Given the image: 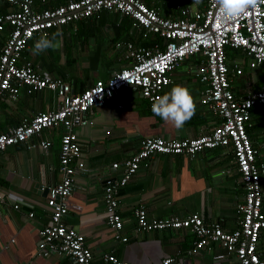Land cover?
I'll return each instance as SVG.
<instances>
[{"label": "crops", "instance_id": "obj_1", "mask_svg": "<svg viewBox=\"0 0 264 264\" xmlns=\"http://www.w3.org/2000/svg\"><path fill=\"white\" fill-rule=\"evenodd\" d=\"M33 1L34 9L41 12L70 0ZM143 1L165 17L157 0ZM195 8L197 3L192 9ZM14 10L0 0V15ZM125 21L127 18L118 13L101 12L86 21L52 29L49 38L55 34L61 47L35 54L34 45L39 39L35 38L23 52L21 63L29 61L40 75L62 78L71 84L74 92H80L96 80H108L114 71L130 64L125 57L128 43L146 47L143 43H148L151 35L143 37ZM5 39V35H0L1 48ZM250 62L241 51L240 55L227 57L230 85L237 98L264 90V64L251 67ZM183 63L187 64V69L181 74L184 79L180 83L175 74ZM183 63L171 72L172 83L162 94L177 84L190 89L196 110L182 129H175L155 115L140 92L133 90H122L102 108L90 110L87 118L91 123L74 128L81 145L83 168L74 175L69 209L63 220L84 236L91 247L94 264H105L101 259L103 254H113L126 264H160L168 257L175 258L172 264H235L233 258L217 245L188 255L195 237L187 230L136 233L134 215L138 208H144L148 218L153 219L184 218L197 213L205 222H218L225 231H233L239 221L237 208L244 202L245 192L229 148L204 150L193 158L157 155L143 162L136 174L119 189L117 196L118 213L123 221L122 235L128 237V241L114 240L107 224L106 180L122 176L121 168L114 169L113 164H121L136 153L145 138L197 137L210 132L221 121L200 104L204 86L195 78L194 61L190 59ZM234 64L240 67L241 75L232 70ZM57 105L55 92L22 88L15 100L6 97L0 101V131L5 132L38 112L55 110ZM63 133L60 127L48 129L30 143L17 144L0 154V194L3 199L0 203V264H74L70 258L56 253L44 257L38 251V232L50 220L46 204L48 189L61 179L59 151ZM247 134L258 152L257 162L264 163V107L256 106L251 110ZM41 141L49 142L47 150L41 148ZM258 251L264 257V233Z\"/></svg>", "mask_w": 264, "mask_h": 264}, {"label": "built area", "instance_id": "obj_2", "mask_svg": "<svg viewBox=\"0 0 264 264\" xmlns=\"http://www.w3.org/2000/svg\"><path fill=\"white\" fill-rule=\"evenodd\" d=\"M4 2L15 10L0 15V35L6 38L0 51V101L6 97L15 100L22 88L33 91L47 89L55 92L58 105L55 110L38 112L7 131H0V154L17 144L30 143L48 129L60 127L64 130L59 151L61 179L48 189L46 204L50 220L38 232L40 255L49 257L56 253L70 258L74 264H94L91 247L84 236L63 220L69 209L74 175L83 168L81 145L74 128L91 123L87 118L88 112L102 108L122 90L140 92L152 110L156 98L163 96V90L172 83L171 72L188 59L198 56L194 62L195 78L204 86L200 104L217 115L220 123L210 132L192 138H145L136 153L121 164H113L114 169L121 168L122 176L106 180L107 224L114 240L128 241V237L122 235L123 221L118 213L117 196L119 189L136 174L143 162L157 155L193 158L204 150L229 148L245 192L244 202L237 208L239 221L233 231H225L218 222H205L197 213L184 218L153 219L148 218L144 208H138L134 212L135 232L187 230L195 237L188 255L217 245L233 258L235 264H264V257L258 251L264 233V163L257 162L258 152L247 134L251 110L256 106L264 107V90L237 98L231 89L225 53L227 47L240 50L250 59L251 67L264 64V3L258 2L257 6H250L244 13L225 22L220 0H204L201 11L177 7L180 10L178 19L161 16L143 0H70L41 12L34 9L33 0ZM101 12L118 13L131 19L133 28L143 37L157 35L163 40V46L160 42L148 48L128 43L125 57L130 64L114 71L108 80H96L80 92H74L71 84L62 78L40 75L29 61L21 63L22 54L31 40L45 33L49 36L52 29L92 18ZM232 68L236 75H241L238 65L234 64ZM39 144L44 150L50 145L48 141ZM101 259L105 264H126L113 254H103ZM174 262L175 258L168 257L160 264Z\"/></svg>", "mask_w": 264, "mask_h": 264}, {"label": "clouds", "instance_id": "obj_3", "mask_svg": "<svg viewBox=\"0 0 264 264\" xmlns=\"http://www.w3.org/2000/svg\"><path fill=\"white\" fill-rule=\"evenodd\" d=\"M222 18L225 22L229 18L244 13L250 6H257L264 0H220ZM61 47V42L54 34L49 38L48 34L42 35L34 45V53L39 54L49 48L56 50ZM196 110V102L190 89L184 84H177L163 96L157 97L152 104V112L166 123L180 130L192 119ZM177 231V230H171Z\"/></svg>", "mask_w": 264, "mask_h": 264}, {"label": "trees", "instance_id": "obj_4", "mask_svg": "<svg viewBox=\"0 0 264 264\" xmlns=\"http://www.w3.org/2000/svg\"><path fill=\"white\" fill-rule=\"evenodd\" d=\"M196 3H197V8L200 11L203 10L204 0H175V3L173 5V7L170 6V5H164L162 7L164 16L165 17H176V18H180V10H178L177 7H179V8H186V7L192 6V5L196 4ZM146 5L148 7H151L149 3H146ZM84 21H86V20H84ZM125 22H126V24L129 27L132 26V23L133 22H132L131 19L127 18V21H125ZM147 41H148V43L147 42L145 43V41L143 43L144 45H146V47H149V46L151 47L155 42H160V44H162V46H163V43H164L163 40H161L157 35H153V34L150 36L149 39H147ZM0 49H1V47H0ZM225 53H226V62H227V57H230V56L231 57H235V54H239L240 55V50H235V49H232V48L227 47L226 50H225ZM190 59H192L194 62H196L197 59H198V56H194V57H192ZM190 59H188V60H190ZM84 89H82V90H84ZM82 90H80V91H82Z\"/></svg>", "mask_w": 264, "mask_h": 264}, {"label": "rangeland", "instance_id": "obj_5", "mask_svg": "<svg viewBox=\"0 0 264 264\" xmlns=\"http://www.w3.org/2000/svg\"><path fill=\"white\" fill-rule=\"evenodd\" d=\"M158 2V4L160 5V6H164V5H170V6H172L173 7V5H174V3H175V0H157ZM188 8H190V9H192L193 8V5L192 6H190V7H188ZM186 69H187V64H182L180 67H178V69H177V71H176V74H175V77L177 78V80H178V82H180L181 83V81L184 79V76L183 75H181L183 72H185L186 71ZM90 73H92V71H90Z\"/></svg>", "mask_w": 264, "mask_h": 264}, {"label": "water", "instance_id": "obj_6", "mask_svg": "<svg viewBox=\"0 0 264 264\" xmlns=\"http://www.w3.org/2000/svg\"><path fill=\"white\" fill-rule=\"evenodd\" d=\"M119 97H121V96H119Z\"/></svg>", "mask_w": 264, "mask_h": 264}]
</instances>
